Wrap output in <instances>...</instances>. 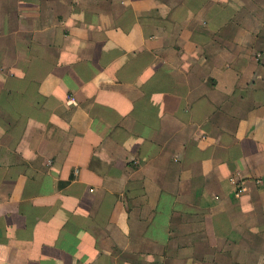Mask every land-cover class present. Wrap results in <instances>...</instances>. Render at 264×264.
Here are the masks:
<instances>
[{
	"label": "crops",
	"instance_id": "0c3cea01",
	"mask_svg": "<svg viewBox=\"0 0 264 264\" xmlns=\"http://www.w3.org/2000/svg\"><path fill=\"white\" fill-rule=\"evenodd\" d=\"M0 264H264V0H0Z\"/></svg>",
	"mask_w": 264,
	"mask_h": 264
}]
</instances>
